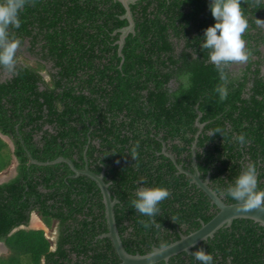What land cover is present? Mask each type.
Segmentation results:
<instances>
[{"label": "trees", "instance_id": "1", "mask_svg": "<svg viewBox=\"0 0 264 264\" xmlns=\"http://www.w3.org/2000/svg\"><path fill=\"white\" fill-rule=\"evenodd\" d=\"M82 1L28 0L20 12V27L9 29L10 37L20 43L25 37H42L48 54L38 59H51L58 69L47 73V81L41 62H35L38 69L0 68V75L4 70L11 74L0 82V132L14 144L12 151L0 137V173L9 170L14 157L18 162L17 176L0 184V241L8 248L0 264H69L73 254L77 264L119 263L110 241L98 239L107 228L95 182L71 179L73 172L64 163L31 164L27 152L38 162L68 158L78 169L87 158L94 173L105 166L111 195L118 200L116 226L131 255L167 246L179 240L178 226L187 224V233L196 231L215 215L209 214L208 198L190 186L185 175L176 174L169 158L159 155L157 135L162 134V140L171 142L177 162L187 163L197 107L201 122H208L195 148L201 177L210 175L218 195L226 203H237L220 189L251 160L258 167L259 188L264 189V0H241L248 23L242 39L249 55L248 66L240 71H231L233 63L218 69L208 62L201 40L214 20L206 0H140L131 6L135 34L126 39L120 69L114 44L119 35L114 32L128 24L120 19L125 9L113 0H87L96 4L86 13ZM185 6L191 13H185ZM200 15L206 19L200 31H188L190 19ZM190 33L196 59H176L171 35L183 39ZM101 58L105 62L99 67ZM185 74H190L187 86L180 80ZM221 76L228 87L224 100L214 91L224 82ZM172 79L179 86L170 89ZM240 134L250 142L240 145L235 139ZM90 139L95 142L88 145ZM141 179L145 187L162 186L170 192L154 218L131 206ZM33 212L47 227L58 224L54 251L43 231L18 229L10 235L27 226ZM257 229L264 232L251 220H234L200 249L216 258V264H264V235ZM174 259L168 264H185L180 255ZM198 262L189 256V264Z\"/></svg>", "mask_w": 264, "mask_h": 264}, {"label": "clouds", "instance_id": "2", "mask_svg": "<svg viewBox=\"0 0 264 264\" xmlns=\"http://www.w3.org/2000/svg\"><path fill=\"white\" fill-rule=\"evenodd\" d=\"M27 3L28 0H0V68H4L9 72L15 71L16 54L20 47V41L10 37L9 29L11 27H20V12ZM208 10L211 13L214 23L204 29L201 40V47L208 51V62L218 69H222L233 62H243L247 67L249 53L248 49L245 48L246 42L242 39V34L247 29L248 23L241 11V0H210ZM46 79H48L47 76ZM182 80L185 82V86H187L190 82V74H185ZM221 80L224 82L217 85L214 91L218 94L220 100H224L228 96V87L227 81L223 76H221ZM2 136L6 139L2 138ZM0 137L14 151L12 139L3 135L1 132ZM235 139L240 145H245L250 142V138H247L245 134L237 135ZM138 148L139 144L137 143L131 149L132 159L136 157ZM85 162L88 163L87 158ZM17 166L18 162L14 157L13 164L8 170L11 171L13 176L0 184L7 183L17 176ZM6 172L0 173V176ZM143 183L144 181L141 179L140 184L142 185ZM220 191L222 195L243 205L244 208L264 210V189L259 188L258 167L254 161L250 160L246 165L242 166L239 173L226 186L221 188ZM169 196L170 192L166 187L141 186L136 189L134 198L131 200V206L140 215L154 218L160 211V203L168 199ZM34 215H36L44 227V230L40 229V231H43L46 238L49 239L46 233H49L51 229L55 230V225L58 224L55 223L53 227H47L36 212L31 214L29 224L32 222ZM151 223L155 224V220L153 219ZM29 224L23 226L25 227L24 229L38 230L29 229ZM148 226V224H145V227ZM56 241H51V251L55 250ZM194 257L200 264H213L212 255L202 249L197 250L194 253Z\"/></svg>", "mask_w": 264, "mask_h": 264}, {"label": "water", "instance_id": "3", "mask_svg": "<svg viewBox=\"0 0 264 264\" xmlns=\"http://www.w3.org/2000/svg\"><path fill=\"white\" fill-rule=\"evenodd\" d=\"M119 2L125 9L124 15L121 17L122 20L127 21V26L118 29L116 32L119 34L118 41V52L119 56L123 61L122 49L125 45L126 38L132 34H135V21L133 18L131 6L135 5L140 0H113ZM209 1V0H206ZM2 138L6 139L2 136ZM23 143V142H22ZM197 141L194 143L192 149L193 157V171L185 170L182 165L177 164L176 158L169 154L166 151L164 145L162 154L169 158L175 165L178 174H183L190 178L191 183L194 184L211 202V204L216 208L217 213L214 217L207 223H201V226L198 230L188 234L181 235L179 240L172 242L167 246H162L160 248H153L151 253L144 255L136 254L131 255L126 252L119 232L116 226L115 221V205L118 203V200L113 199L109 190V184L104 180L105 172L97 174L92 172L89 167L86 165L83 169L76 168L75 164L68 158L59 157L53 161L48 162H38L35 160L32 155L27 152V155L30 159L31 164H36L40 166H48L64 163L69 166L73 172L72 179H77L79 177H87L97 185L100 193L102 195V202L104 204V213L107 226V232L102 234L101 238H108L111 242V245L114 249L115 255L119 259L118 264H158L164 262L168 264L169 260L180 254H191L192 249L198 246L200 243L207 241L214 237L215 233L224 227H229L232 225L234 220H251L254 223L259 224L261 227H264V210L262 209H247L239 203H226L223 199L208 185V178L202 180L198 167L196 165L195 159V148ZM3 181H0V183ZM25 227H20L14 229L11 233L13 234L18 229H24ZM7 252V248L4 242H0V255Z\"/></svg>", "mask_w": 264, "mask_h": 264}, {"label": "flooded vegetation", "instance_id": "4", "mask_svg": "<svg viewBox=\"0 0 264 264\" xmlns=\"http://www.w3.org/2000/svg\"><path fill=\"white\" fill-rule=\"evenodd\" d=\"M104 1H106V0H101V2H104ZM208 2H210V0L208 1ZM82 5H84V9H85V11H86V13H87V7L91 4V3H95L96 4V2H94V1H87V0H84V1H82V2H80ZM99 2H97V4H98ZM99 6H101V4H99ZM103 8V7H102ZM183 10H185V13H191V9H190V6H185V8L183 9ZM123 16V15H122ZM122 16H120V19H121V17ZM122 20V19H121ZM205 18H204V16H202V15H200V16H198V17H192L191 19H190V21H189V26H188V31H193L194 32V34H196L197 32H196V30H198V31H200V27L202 28V26H203V22H205ZM193 21H195V23L193 22ZM34 30V29H33ZM117 30H115V34H117V32H116ZM34 35H35V33H34ZM119 35V34H118ZM193 34H188V36L187 37H184L183 39H178V38H176V37H174L173 35H171V40L173 41V44L175 45V56H176V59H182V58H184V59H186V61L187 62H190L191 60H194V59H196V49L195 48H192L191 46H189V42H188V39H190V38H193ZM127 39V38H126ZM118 41H119V38H118V40L114 43V44H117L118 45ZM246 42V45H245V48H247V45H248V43H247V41H245ZM126 43V42H125ZM44 46V41H42V37H40V38H36V40L33 38V37H25V38H22V42L20 43V47L18 48V50H17V54H16V66L17 67H31V68H33V69H38L37 68V66L35 65V62H41L43 65H44V69L42 70V76H43V78L45 79V80H47V81H49V76H48V72L49 71H54V70H56V69H58V67L56 66L55 67V64H54V62L51 60V59H47V58H45V60H40V59H38V56H42V55H47L48 54V52H47V50L48 49H43L42 47ZM125 46V45H124ZM124 48V47H123ZM37 53H38V55H37ZM183 53H186L187 54V56H183L182 54ZM122 54H123V49H122ZM117 56L121 59V62H120V64H119V66H118V68L120 69L121 68V66L123 65V61H124V58H123V61H122V58L119 56V52H118V48H117ZM124 56V55H123ZM102 59V58H101ZM57 61V60H56ZM104 62H105V60L104 59H102L101 60V62H100V60H98V65H99V67H100V63H102V64H104ZM168 63V62H167ZM246 65H248V64H246ZM102 67V66H101ZM168 66H167V64H166V66H165V71L168 69L167 68ZM246 68V66L244 65V64H241V62H233V64L231 65V71L233 70H236V71H240V70H242V69H245ZM46 76L48 77V79H46ZM8 78H11V74L8 72V71H6V70H4V72H2L1 73V75H0V82H2V81H5L6 79H8ZM178 78H180L179 76H178ZM180 80H182V78L180 79ZM179 85H178V83L176 82V81H174L173 79L169 82V84H168V87H170V89L171 88H174V87H178ZM196 110H197V117L195 118V120H194V124H193V127L196 129V131H195V133L193 134V135H189L188 137H193L194 138V140H193V142H192V144H191V146H190V151H191V154H192V149H193V146H194V143L197 141V144H198V142H199V138L200 137H202V135H203V133H204V131H205V125H207V123L208 122H206V123H202L201 122V118H202V113H200L199 111H198V107L196 108ZM191 134V133H190ZM157 140H159L160 142H161V152L159 153V155L161 156V155H163L162 154V150H163V147H164V145H165V147H166V151L169 153V154H171V155H173L175 158H176V156L171 152V150H170V147H171V142L170 141H167V142H165L164 140H162V134H158L157 135ZM95 141H92L91 139L88 141V145L89 144H93ZM197 144H196V149H197ZM97 146L99 147V143H97ZM186 157V154H184L183 155V158H185ZM195 159H196V155H195ZM178 159L176 158V161H177ZM177 164H179V165H182V167L183 166H186L187 168L189 167L190 169H185L184 167V169L185 170H188V171H193V157H192V155L190 156V158H188V160H187V163H185L184 161H182L181 163H178L177 162ZM86 165L89 167V165H88V163H86ZM85 165V166H86ZM196 165H197V161H196ZM84 166V167H85ZM102 167H103V165H102ZM198 167V166H197ZM90 168V167H89ZM102 171H104L105 172V177H104V180H105V182L107 183V184H109V190H110V186H111V184H112V181H111V178L110 177H108L107 175H106V168H105V166L103 167V170ZM200 173V172H199ZM176 174L177 175H180V174H178V172H176ZM209 174H210V171H209ZM200 177H201V174H200ZM186 178L187 179H189V185L190 186H192L193 184L191 183V180H190V178L189 177H187L186 176ZM209 179L208 180V185L210 186V188H212L214 191H216L217 192V187H216V181H214V180H212L211 179V176L210 175H207L206 177H201V179L202 180H206V179ZM143 187H145L144 185H142ZM190 189H192V188H190ZM194 189V188H193ZM196 189V188H195ZM218 194V193H217ZM220 196V195H219ZM222 199H223V197L222 196H220ZM224 201V200H223ZM225 202V201H224ZM216 213H217V210H216V208L211 204V202L209 201V214H215L216 215ZM232 226V225H231ZM231 226H229V227H231ZM56 227L58 228V225H56ZM229 227H224V228H229ZM106 228H107V226H106ZM258 228V227H257ZM189 230V226L187 225V224H182V225H180V226H178L177 228H176V231H177V233L179 232V236H181V235H188V234H190V233H192V232H194V231H191V232H189V233H187V231ZM258 230V232L260 233V234H262V235H264V232L263 231H261V230H259V229H257ZM133 230L132 229H130L128 232H127V234H129L130 232H132ZM57 236H56V239L58 240V237H59V230H57ZM51 233V232H50ZM170 233H172V231L170 232ZM187 233V234H186ZM217 233V232H216ZM215 233V234H216ZM215 237V236H214ZM214 237L213 238H211V239H214ZM171 238V237H170ZM56 239H55V241H56ZM98 239H104V238H101L100 236H98ZM105 239H108V238H105ZM109 240V239H108ZM110 241V240H109ZM208 241V240H207ZM95 243H96V240H95ZM111 243V242H110ZM203 243V242H202ZM202 243H200L197 247H194L193 249H192V253L191 254H180V258L185 262V264H189V256H194V253L197 251V250H199L200 249V247H201V244ZM179 256V255H178ZM178 256H175V257H173V258H171L170 260H169V262L173 259V260H175L174 258H178ZM72 261L69 263V264H77V258H76V256H75V254H73L72 255ZM214 260H215V264H216V258H213ZM262 260H264V258L262 259ZM168 262V263H169ZM175 262V261H174ZM176 264V263H175ZM198 264H200V262H198Z\"/></svg>", "mask_w": 264, "mask_h": 264}, {"label": "rangeland", "instance_id": "5", "mask_svg": "<svg viewBox=\"0 0 264 264\" xmlns=\"http://www.w3.org/2000/svg\"><path fill=\"white\" fill-rule=\"evenodd\" d=\"M241 64H244L243 62H241ZM11 176H13L12 175V173H11V171H7L5 174H3L2 176H0V181H6V180H8L9 179V177H11ZM35 218H37L36 217V215H35ZM33 220H34V217H33ZM33 220H32V222H33ZM30 223L29 224V229H38V230H40V229H43L44 230V227H43V225L41 224V222L38 220V218L37 219H35V225L33 224V223ZM36 226V227H35ZM57 230H58V228L56 227V225H55V230H53V229H51L50 231H49V233H46V235L48 236V238L52 241V240H54L55 241V239H56V236H57ZM51 232V233H50Z\"/></svg>", "mask_w": 264, "mask_h": 264}, {"label": "bare ground", "instance_id": "6", "mask_svg": "<svg viewBox=\"0 0 264 264\" xmlns=\"http://www.w3.org/2000/svg\"><path fill=\"white\" fill-rule=\"evenodd\" d=\"M34 217V220H33V224L35 225L36 223H35V219H37V218H35V215L33 216ZM36 227V226H35Z\"/></svg>", "mask_w": 264, "mask_h": 264}]
</instances>
